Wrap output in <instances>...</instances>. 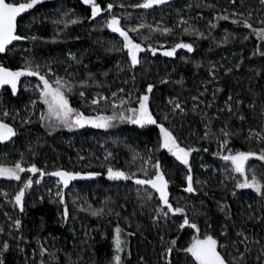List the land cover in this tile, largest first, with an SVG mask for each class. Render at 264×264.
Masks as SVG:
<instances>
[{
	"label": "trees",
	"instance_id": "obj_1",
	"mask_svg": "<svg viewBox=\"0 0 264 264\" xmlns=\"http://www.w3.org/2000/svg\"><path fill=\"white\" fill-rule=\"evenodd\" d=\"M105 8L109 2L114 4L113 11L117 15L125 16L129 13V19H122L121 24L133 27L141 22L161 27L174 28L171 35H162L160 32L151 34L146 41L155 47L164 45L163 49L157 52L155 57L151 53H141L145 61V72L139 66L136 69L135 88L141 93L151 83L155 85L151 95V108L159 117L161 113L170 111L168 100L175 98L179 93V99L186 103L187 115L182 119L177 116L174 123L176 134L180 136L185 144L199 148L201 151L194 152L190 157L194 181L199 180L201 184H195L197 192L189 194L182 189L186 187L184 179L185 167L179 165L165 150L149 152L157 146L158 129L155 126L140 128L128 122L115 121V126L108 130L93 127H83L69 131L57 129L51 131L41 127L38 121L39 111L42 105L36 109L37 115L32 116L34 123L21 127L19 118L15 121L19 137H14V142L0 144V165L13 166L20 160L23 153L24 166L32 163L46 172L64 169L76 171L82 174L98 173L91 178L78 179L65 189V203L68 207L69 218L67 222L62 220L64 205L56 202L55 192L57 190V178L45 176L39 185H34L28 190L24 200V212L21 213L15 206L13 197L19 189V182L0 178V227L5 229L0 235V243L8 240L11 245L10 251L5 254L6 264H40L39 244L43 243L49 253H55L57 259L53 264H107L112 259L113 239L117 224L122 229V237L127 240V246L123 253V264H164L161 256L160 235L165 236V241L175 238L176 229L163 228L158 230L152 226L150 212L151 203L141 207V201L136 191L137 186L132 181H113L107 178V169L123 170L126 173H139L144 165V160L136 159L139 156L147 159L152 156V163L160 160L163 169L169 179L170 200L174 206L187 204L190 208L195 206L203 215L193 216L201 227L202 231H208L218 240L229 243V252H234L231 240L236 238V231L242 227L250 239H259L264 242V201L252 189H239L233 197L231 192L235 181L226 179L228 173L224 171L225 162L214 155L218 151L215 140L205 141L199 137L204 133V125L201 122V115L191 111L192 102L190 97L197 95L203 90L204 84L210 79L209 70L215 65L218 83L208 85L209 92L201 99L212 100V89L223 88L217 93L212 108L207 109L209 115H214L217 108H222L229 94L233 96V105L237 98L244 101L240 106L237 116L229 119L227 112L220 113V119L213 122V131H217L225 121L233 133L230 146L234 151H256L259 152L264 143L256 139H248L249 129L259 130L264 123V117L260 115L261 105H264V56L253 55L259 41L255 36L248 35V29L241 25L233 24L230 20H215L216 15H227L232 11L233 6L229 0H170L168 5H163L150 10L127 7L140 2V0H97ZM245 9L254 12L252 22L254 27H262L258 19L264 18V6L259 0H243ZM240 0L237 2L239 6ZM124 4L126 7H119ZM207 4L215 5L210 9ZM192 5V7H189ZM200 5V7H196ZM224 9L228 11L225 12ZM241 9V10H245ZM69 13L68 17L64 13ZM90 6L83 5L81 0H45L37 5L18 21V34L21 36H37L36 41L21 40L11 46V50L0 55V63L12 68H20L24 64V58H30L35 63L49 64L61 77L71 78L74 82L87 79L89 72L95 74V79L105 87H87L84 89L86 97L81 98L77 86L73 93L69 94L72 107L83 111L85 115H96L103 110L104 114L111 115V109L101 101L99 109L90 107V102L97 93L111 97V93L118 88L127 90L133 89L131 73L127 70L121 72L116 68L119 62L121 67L127 66V57L124 53L109 52L106 49L111 47V41H119L118 34L111 33L101 24L107 19V13L102 12L95 20H89ZM202 16L204 19L196 20ZM80 17L82 23L69 24L67 28L63 24H53V20L75 19ZM183 18L195 23V26L205 35H208L206 21L211 20L217 25L212 30L208 39H197L191 35L182 34V27L178 26L179 20ZM231 35L227 43H222L225 31ZM145 36L148 29L141 30ZM57 33H59L57 35ZM130 35H134L130 33ZM140 42L139 37H135ZM56 42H53V41ZM183 41L192 43L195 51L187 53L184 49L177 50L176 57H164L163 50L170 49L174 43ZM119 46V44H117ZM74 54L82 63L77 64L71 60L68 53ZM185 58L187 62H185ZM242 61V63H241ZM201 67L197 68L196 65ZM239 64V68L236 65ZM87 65V68L84 66ZM231 68L230 73L225 74L226 69ZM108 75L104 76L103 73ZM171 74L168 84L159 83L162 77ZM259 73V75H257ZM183 78L182 84L175 81ZM128 80V84L123 81ZM22 84L16 97L10 94V89L0 91V109L8 108L21 111L30 99H35L31 91H25L24 86L34 85L35 77H22ZM256 101L257 108L253 112L248 105ZM30 107V106H29ZM203 108V105H201ZM243 115L241 121L238 116ZM6 122L12 124L8 119ZM182 126V127H181ZM195 132L196 135H191ZM208 148L207 152L202 149ZM108 153H111L108 156ZM107 156V159L105 157ZM83 157V159H80ZM264 162L255 160L249 161L248 166H254L258 178L264 180ZM150 166V165H149ZM22 177L25 174H21ZM30 175V174H28ZM238 175V174H236ZM38 176V174H37ZM36 177H34L35 179ZM223 181V183H221ZM52 189L51 199L48 189ZM7 193V195H4ZM44 199L41 201L40 197ZM6 201L7 204L4 202ZM218 202L227 204L230 208L231 220H226L225 213L220 211ZM252 205L255 219L248 220V205ZM91 206V209L89 208ZM81 208L84 210L81 211ZM103 209L101 216H93L92 210ZM111 209V214H109ZM5 213L8 216H5ZM119 213V217L115 215ZM12 219H20L22 222L21 233L25 240L19 243L10 240L7 233ZM212 225L206 229L205 222ZM228 225L229 240L220 236L221 228ZM170 227V226H169ZM87 233V235H86ZM132 233V235H127ZM16 234V233H13ZM192 230L185 229L180 233L178 246L183 248L191 240ZM39 242V243H38ZM259 245H251V253L248 256L247 264H256L255 257ZM243 251V247H241ZM143 258V260H141ZM175 259H182L174 254ZM45 264L50 260L49 255L43 257Z\"/></svg>",
	"mask_w": 264,
	"mask_h": 264
},
{
	"label": "snow or ice",
	"instance_id": "obj_2",
	"mask_svg": "<svg viewBox=\"0 0 264 264\" xmlns=\"http://www.w3.org/2000/svg\"><path fill=\"white\" fill-rule=\"evenodd\" d=\"M44 2L45 0H0V54L10 51V46H13L14 41L28 39L36 41L39 39L35 35L28 37L18 34V17L22 18L23 14L28 13L37 5ZM81 2L83 5L90 6L91 15L88 17L90 21L101 16L102 12L107 13V19L101 24V30L107 28L111 33L118 34L120 40L111 41V47L106 49V51L119 52L126 55L128 61L126 68L121 67L119 62L116 64V68L121 72L127 70L131 73L133 89L126 91L123 87L118 88L117 91L111 93V97L97 93L96 97L91 100L89 106L93 107L94 110L99 109L101 101H103L111 109L112 114H104L103 110H101L98 111L96 115H85L83 111L72 107L69 94L73 93L75 88L79 86L81 90L78 94L83 99L86 97L84 89L87 87H105V85L95 79L94 73L89 72L87 74V79L74 82L71 78L59 76L49 64L42 65L35 63L30 58H24V64L15 70L0 63V90L5 89V86H7V89H10V94L13 97H16L19 93L22 77H35L37 80V82L30 87L28 85L24 86L25 91H31L35 96V99H30L28 105L25 107V115L22 116L21 111L16 109L9 110L6 107L0 109V144L14 142L13 138L19 137L20 133L15 127L17 118H19L21 127L29 126L34 123L35 121H33L32 116L37 115L36 109L41 105L43 107L39 111L38 121L41 127L49 130V134H51V131L57 129L72 131L74 129L83 128L86 125H90L97 129L108 130L115 126V121L128 122L142 129L148 126H155L158 129L157 146L155 149H149V152L152 153L154 151L165 150L175 161L179 162V165H183L186 169L184 174L186 187L182 190L189 194L196 193L197 188L194 187V183L201 184L202 182L199 180L194 181L190 157L194 152H199L201 149L185 144L180 136L176 134V125L174 123L177 116L182 119L187 115L186 103L179 99L180 94L177 93L175 98L168 100L170 111L163 112L157 117L150 106V98L153 94L155 85L149 83L143 93L135 88L137 67L139 66L145 72L147 71L141 53H151V56L155 57L157 52L164 48L163 44L155 47L150 43H146V41L151 38L152 33L160 32L162 35H171L175 29L161 27L160 25L153 27L144 22L133 27H128L127 25H122L121 20L129 19L131 14L129 13L125 16L117 15L113 11V3L109 2L105 8H102L97 0H81ZM237 2L238 0H229V4L233 6L232 11L228 12L227 15H216L214 19L217 21H227L231 19L233 24L241 25L245 29L250 30L248 35L244 36V39L247 40L250 36H255L261 43L257 45L253 55L259 53V55L264 56V26L254 27L252 22L254 12L245 9L243 0H240L238 7ZM169 3L170 0H140V2L128 5L127 7L149 10L168 5ZM259 3L264 6V0H259ZM205 6L210 9L215 7L213 4H207ZM119 7L124 8L126 6L120 4ZM189 7H192V5H189ZM196 7H200V5H196ZM224 11L227 12L228 10L224 9ZM64 16L68 17L69 13H64ZM191 19L192 18L185 20L181 18L179 20L178 26H183L182 34L191 35L197 39H208L211 36L212 30L217 27L211 20H207L206 26L208 28V35H205L204 32H201L195 26V23L190 22ZM195 19L202 20L204 17L199 16ZM82 22L83 19L80 17L52 21V23L56 25L63 24L65 28H67L69 24L75 25ZM258 23L264 25V18L258 19ZM142 29H148L147 36L141 31ZM130 33L135 34V36L130 35ZM58 34L59 33H57V35ZM230 35L231 34L226 30L221 42L227 43ZM135 37H139L140 42H137ZM53 42L56 41L54 40ZM117 44H119V46H117ZM179 49H184L187 53L195 51L192 43H186L181 40L174 43L170 49L163 50L161 54L164 57H176L177 50ZM68 56L77 64L82 63V61L78 60L71 52L68 53ZM185 62H187L186 58ZM84 67L87 68V65ZM196 67L199 68L201 65L197 64ZM236 68H239V64L236 65ZM231 71L232 69L228 68L225 74ZM103 75L107 76L108 73L104 72ZM257 75H259V73H257ZM170 76L171 74L169 73L167 76L162 77L159 83L168 84L170 82ZM209 76L210 79L204 84L203 90L198 91L197 95H192L190 97L192 102L191 111L201 115V122L204 125V133L199 139L210 142L212 140L216 141L218 151L214 153V155L225 162L224 171L228 173L226 179L235 181L234 188L231 192L233 197L237 195V190L239 189H252L257 196H259L261 201H264V180L258 178L254 166L246 167L253 158L257 161L264 162V147H262L259 152L234 151L230 146V141L231 137L236 135V133L231 131L229 123L227 121L224 122L223 127L218 129L219 134H217V131H213L212 127L213 122L220 119V113L227 112L229 114V119H231L232 116H237L240 111V106L243 105L244 101L237 98L234 102V108L233 96L229 94L224 107L217 108L216 114L209 115L207 109L213 107L217 93L224 90L218 87L213 88L211 101L201 99V97H205L209 92L208 85L218 83L215 65L210 68ZM123 83L128 84L129 81L124 80ZM175 83L182 84L183 78L175 81ZM201 105H203V108ZM248 107L255 112L257 108L256 101L253 100ZM260 115L264 117V105H261ZM238 118L241 121L245 119L243 115H239ZM8 119H11L13 123L10 124L6 122ZM191 135H196V133L193 132ZM248 139H256L258 142L264 143V123L260 125L259 130L250 128ZM202 150L207 152L208 148H203ZM110 155L111 153H108V156ZM138 158L144 160V165H146L139 169V173H141L142 176L135 172L126 173L123 170H113V168L109 167L107 169V178L113 181H132L137 186L136 191L141 201V207L146 206L153 200L156 201L150 212L152 226L158 230L163 228H168L169 231L171 228L176 229L177 235L175 238H170L165 241V236L163 234L160 235L161 247L163 249L161 256L164 260V264H247L248 256L252 250L251 245H259L255 257L256 264H264V242L259 239H250L249 235L241 227L240 230L235 233L236 238L230 241L234 252H229V243L218 240L208 231H202L198 222L192 219L193 216L203 215L204 213L200 212L195 206H191L190 208L187 204L182 206L177 203L174 206L173 202L170 200V181L166 178L167 173L163 169L160 160L157 159L152 163L151 155L145 159L139 156V154H136L133 156V161ZM80 159H83V157H80ZM105 159H107V156ZM261 166L264 167V164ZM21 174L25 175L22 177ZM96 175L99 174H86L88 178ZM45 176L57 178V190L54 195L56 197V202L60 205H64L62 220L67 222L69 211L65 203L64 190L69 189L73 181L86 178L85 174L64 169L46 172L38 168L35 163L25 167L23 153L20 154V160L16 161L13 166L0 165V178L17 181L20 184L13 200L15 206L19 208L21 213L25 210L24 200L26 193L28 190L32 189L34 185L41 184ZM34 177L36 178L34 179ZM221 183H223V181ZM48 192L51 199L52 189L49 188ZM4 195H7V193ZM43 199L44 197L41 196L40 200L42 201ZM218 205L220 211L225 213L226 220H231L229 206L219 202ZM89 208L91 209V206H89ZM83 210L84 209L81 208V211ZM111 211L112 210L109 209V214H111ZM103 212V209H96L92 210L91 214L93 216H101ZM248 213V220L256 218L252 211L251 204L248 205ZM115 215L119 217L120 214L115 213ZM5 216H8V214L5 213ZM8 219L11 221V224L9 225L10 231L7 235L10 240L17 242V248L22 252L23 249L19 248V243L25 240L21 233L22 222L18 218L13 220L12 217H8ZM205 227L206 229H211L212 225L206 221ZM185 229L192 230L191 240L186 247L181 248L178 246V240L180 239V233L184 232ZM4 232L5 229L0 227V235L4 234ZM127 235H132V233H128ZM220 236L225 237L226 241L230 239L227 224L222 226ZM113 246L114 253L110 264H123L121 254L125 251L127 240L122 237V229L118 224L115 227ZM241 247H243V251H241ZM10 248L11 245L8 240H4L0 243V264H6L5 254L10 251ZM39 248L41 256L40 264H45L43 259L45 255L50 256L48 264H53L57 259L55 253H49L43 243L39 244ZM181 253L183 254L182 259L174 258V254L179 256ZM141 260H143V258H141ZM69 264H74V262L69 260Z\"/></svg>",
	"mask_w": 264,
	"mask_h": 264
},
{
	"label": "rangeland",
	"instance_id": "obj_3",
	"mask_svg": "<svg viewBox=\"0 0 264 264\" xmlns=\"http://www.w3.org/2000/svg\"><path fill=\"white\" fill-rule=\"evenodd\" d=\"M261 42L259 41V44H260ZM121 123H123V122H121ZM87 127H91L90 125H86ZM85 126V127H86ZM55 184H57V183H55ZM5 204H7L6 203V201L4 202ZM112 252L114 253V247H112ZM121 255H123V253L121 254ZM122 258H123V256H122ZM111 261V260H110ZM110 261L109 262H107V264H110Z\"/></svg>",
	"mask_w": 264,
	"mask_h": 264
},
{
	"label": "water",
	"instance_id": "obj_4",
	"mask_svg": "<svg viewBox=\"0 0 264 264\" xmlns=\"http://www.w3.org/2000/svg\"><path fill=\"white\" fill-rule=\"evenodd\" d=\"M140 10H145V9H140ZM150 10V9H149ZM20 19V17H18V20ZM15 42H17V41H14L13 43H15ZM0 55H3V54H0ZM5 88H7V86H5ZM1 91V90H0ZM85 177H87V176H85ZM88 178V177H87ZM84 179H86V178H84Z\"/></svg>",
	"mask_w": 264,
	"mask_h": 264
},
{
	"label": "flooded vegetation",
	"instance_id": "obj_5",
	"mask_svg": "<svg viewBox=\"0 0 264 264\" xmlns=\"http://www.w3.org/2000/svg\"><path fill=\"white\" fill-rule=\"evenodd\" d=\"M18 21H19V20H18ZM18 42H20V41H18ZM18 42H17V43H18ZM14 44H15V43H14ZM4 54H5V53H4Z\"/></svg>",
	"mask_w": 264,
	"mask_h": 264
},
{
	"label": "bare ground",
	"instance_id": "obj_6",
	"mask_svg": "<svg viewBox=\"0 0 264 264\" xmlns=\"http://www.w3.org/2000/svg\"><path fill=\"white\" fill-rule=\"evenodd\" d=\"M18 42V41H17ZM17 42H15V43H17ZM14 44V43H13ZM11 47V46H10Z\"/></svg>",
	"mask_w": 264,
	"mask_h": 264
}]
</instances>
